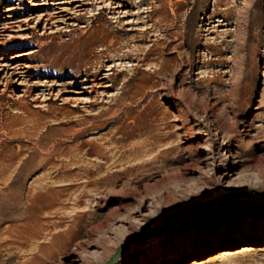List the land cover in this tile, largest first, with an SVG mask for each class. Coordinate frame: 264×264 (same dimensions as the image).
Instances as JSON below:
<instances>
[{"label":"rangeland","instance_id":"1","mask_svg":"<svg viewBox=\"0 0 264 264\" xmlns=\"http://www.w3.org/2000/svg\"><path fill=\"white\" fill-rule=\"evenodd\" d=\"M110 1L121 6L113 13L109 8L96 13ZM250 1L89 0L79 21L74 18L78 1L0 0V141L19 158L54 162L34 168L8 188L2 207L9 213L0 217V243L11 241L26 216L28 195L43 184L59 190L50 196L55 211L46 219L62 222V231L75 224L86 239L85 254L99 251L100 264L129 237L176 219L235 180L249 183L238 191L264 194V50L250 69L249 84H241L233 77V64L225 62L231 56L226 41L235 39L227 30L236 28V20L232 25L222 21L231 14L244 22ZM9 5L15 9L7 11ZM209 15L210 33L204 31ZM214 58L219 65L209 63ZM105 74L109 78L99 79ZM99 81L103 85H96ZM14 128L22 133L11 137ZM207 140L217 145L214 161H204L207 152L198 149ZM223 141L231 144V152L228 145L220 148ZM195 159L198 166L192 168ZM168 175L174 176L172 183L165 181ZM178 185L195 196L160 213L165 187L173 194ZM205 210L167 231L170 251L177 242L181 248L200 243L196 231L203 238L228 231L230 240L241 238L240 226L245 233L253 225L264 233V200L229 198ZM243 237L245 242L229 247L230 255L217 262L209 260L211 254L227 248L226 242L204 247L199 264H264V242L251 244L250 235ZM102 238L109 252L98 242ZM45 241H28L21 250L3 245L0 264H24ZM137 245L115 264L131 255L137 257L129 264H148L155 249ZM164 248L156 250L153 264L163 261ZM192 259L189 254L174 264ZM67 261L62 254L56 263L45 264Z\"/></svg>","mask_w":264,"mask_h":264},{"label":"bare ground","instance_id":"2","mask_svg":"<svg viewBox=\"0 0 264 264\" xmlns=\"http://www.w3.org/2000/svg\"><path fill=\"white\" fill-rule=\"evenodd\" d=\"M72 1H78L79 2L76 5L77 6V9L74 6L71 7V9H76L77 14L74 16V18L77 19V20H79V21H81L83 19V14L85 13V11H84L85 10V5H88V3H90V2H89V0H72ZM102 2H103V0H100V3H102ZM57 3H59V2H57ZM250 3H251V7H249V9H248L250 11V14H248V16L245 15L246 17H243L245 19L244 22L242 21L243 20L242 18H241L242 20L239 18L240 17L239 15L236 18H233V17H231V14H230L229 16H225L224 18H222V21H225L226 22V23L224 22L225 25H232V21L231 20H233V19L236 20V24H235L236 28H234V29H236V32L234 33V31H233L234 29L232 31H230V32H229V30H227L228 31V37H235V39H233L232 41H231V39L226 41V45H228V48H229V50L231 52V56L229 58L227 57L228 59L225 62H227L229 64L230 63L233 64V66H231V71L233 72V77L237 78L241 84L243 83L246 86L249 84V81H250V78H251L250 69L252 68V66L254 65V63L257 60H260L262 58V56H263L262 50H264V40L262 38V28L264 27V13H263L264 0H251ZM119 6H121V4L117 3L116 1H110L107 5H104L103 7H100L99 8L100 11H98L96 13L97 14L98 13L101 14V12H103L102 9H106V8H109L110 11L113 13V11L111 9L112 8L115 9V8H117ZM248 6H249V3H248ZM14 9H15L14 6L9 5L8 8H7V11H13ZM235 10H239V9H235ZM245 10L246 9H243L242 8V11L243 12ZM239 13H240V15L243 14L241 12H239ZM210 16L211 15H209V17H208V22H206V25L208 26V28H205V30H204V31H207L208 33H210V22H211L210 21ZM234 20H233V22H234ZM22 38H24V37H22ZM191 39H193V38H191ZM223 43L224 42H222V44ZM204 44H206V43H204ZM184 45H186V42H185ZM207 45H208V43H207ZM208 46L210 47V45H208ZM211 48H214V47H211ZM176 49H178V48H176ZM28 51L29 52H26V53H33V51H31V50H28ZM216 51H218V50H216ZM213 52H215V51L213 50ZM127 53H129V52H127ZM213 55H216V53L215 54L213 53ZM179 56H181L180 53H179ZM217 56H218V54H217ZM143 58H141V59L143 60ZM216 58L210 59L209 63L210 64H214V65L215 64H218L215 61ZM112 68H113V66L112 67L109 66L106 70H108V72L109 71L111 72L112 71ZM106 78H109V75L105 74V75H102L101 77H99V79H101V80L102 79H106ZM237 79L235 81H238ZM103 83L104 82L101 81L99 84H96V85H103ZM104 85L105 86H112V84H110V83L109 84L106 83ZM27 102H26V99H25V101L23 103L26 106H28V103ZM21 103L22 102H20V104ZM52 109H51V111H52ZM29 112H30V109H29ZM33 113L34 112H32L31 114H33ZM38 114H40V113H38ZM35 115L37 116V113H35ZM30 116L31 115H29V117ZM41 117H43V115ZM41 117H40V119H43ZM45 117L47 118L48 116L46 115V116H44V118ZM29 121H31V120H29ZM0 125H1V123H0ZM4 125H3V127H4ZM23 126L24 125H22L20 128L22 129ZM44 126H46V125H44ZM6 127H8V126H6ZM26 128H27V126H26ZM26 128H25V130H26ZM35 128H36V126H35ZM0 129L2 130V128H0ZM21 129H19V132H18L17 131L18 129L15 130V128H14V131L12 132V135L11 134H9V135L11 137H15L17 134L22 133V131H20ZM28 129L31 130V128H28ZM36 130H38V129H36ZM9 131H11V130H9ZM32 133H33V130H32ZM38 135H40V134H38ZM31 138H33V137H31ZM12 139H14V138H12ZM43 140H44V138H43ZM2 143L3 142L0 141V184L1 185L3 184V187H0V217L1 218L3 216H5L7 213H9L8 208H3L2 207V202L5 201L8 198V196H9L8 195V192H7L8 188H10L12 185L20 182L23 178H25L24 176L27 175V173L30 172V171H32L34 168L38 167V168H41L42 169V168H44L45 165H47V164L50 165V164H53L54 163L52 161H48V162H45L44 164H41V163L40 164H37L30 157H25V158L24 157L23 158L20 157L19 158L18 152H14L12 148H9L10 145L9 146L8 145H3ZM11 143H12V141H11ZM39 143H41V142L39 141ZM40 145H42V143ZM227 145L229 147L228 148V152H231L232 149H231V144H229V142L223 141V143L220 145V148H222V147L224 148ZM216 146L217 145H216V143L214 141L208 142V140H207L206 143L200 144V146H199L198 149L207 152L206 157L203 158L204 161H206V160H207V162L208 161H212V160L214 161L213 153H214V149L216 148ZM101 147L102 146H100V148ZM18 148H19V146H18ZM70 156L71 155H69V157ZM71 158H70V160H71ZM260 161L264 163V157H262L260 159ZM198 162L199 161L197 159L193 160L191 162V164L193 165L192 168H196L198 166ZM52 167H53V165H52ZM186 167H189V165L186 166ZM54 168H56V166ZM51 171H53V170L51 169ZM85 171H87V170H85ZM54 172H56V171H54ZM182 172H183V170H182ZM87 173H88V171H87ZM229 175H230L229 172H227V173L225 172V177L226 176H229ZM166 177H167L166 179H168V180H165V181H168L167 183H170L171 182V181L169 182L170 179H174L173 178L174 176H172V175H170V176L168 175ZM204 181H203V183H204ZM246 183H248V182L247 181L246 182H239V181H236L235 180L231 184L228 185L227 190H225L223 193H225V192H227L229 190H232V191L237 190L238 191V189H244L249 184V183L248 184H246ZM172 186H174V185H172ZM207 186H209V184ZM33 189H34V187H33ZM36 189L32 193H30L28 195V200H27L28 201V206H27V209H26V212H25L26 213V216L24 218V221L22 223L18 224L15 227L16 228V231H15V233L13 232L14 234L11 236V241L9 243H6V244L0 243V249L3 247V245L4 246L5 245H8L10 247L13 246V247H16V248H20V250H21L22 244L24 245V243H27L28 241H31V242H34L35 243V242H38L39 240H41V239L44 238V241H45V239H47L48 242L46 243V241H45V244H40L39 246L37 245L38 248H36V247L34 248V249H36L35 253L32 255V257H30L29 261L25 262L24 264H45L47 261H49L51 263H56L58 256L59 255H62V254H64L67 257V260H68L67 263H65V264H100L101 262H100V259L98 258L99 251L97 253V250H94L96 252H94V251L91 250L92 251L91 254H87V255L85 254V251H84L85 250L84 249V242H85L86 239H83L84 238L83 236L81 237V234L82 233L80 234V229L79 228L77 229L75 224H73V226L69 227L67 230H63L62 231V230H59V227H62L63 226L62 222L61 223H57V222L55 223L51 219L50 220L49 219H46L47 215L53 214V211H55V210H52L55 202H54V200H51L50 199V196L54 194V191H57L58 192L59 190H54L53 191L51 189V187H49L47 184H43L40 187L38 186V188H36ZM165 190L167 192L164 191L165 193L162 194L163 196L161 197L162 198V201H163V202L162 201L161 202L164 204L163 206H165V207H161L159 209V212L160 213L165 212L167 210V207L169 205H171V204H175V203L182 202V201L187 202L188 200L192 199L193 196H195L194 192H193V194L187 193L186 190H188V189H185V186H181V185H178V192H179V195L180 196H177V193L178 192H175L176 190H173L172 189L173 190L172 191L173 194H171L170 193L171 191H169L168 188L166 189V187H165ZM222 194H219L216 197L213 196V198H205V199H203L202 201H200V203H198L196 206L190 208L187 212H185L183 214L190 213L198 205H200L202 203H205V202H210L211 199H215V198L219 197ZM142 197H143V195H142ZM79 199H81V198H79ZM143 203H144V201H143ZM141 208H142V210L143 209H146V205L143 204L141 206ZM147 208L149 210H151L150 207H147ZM142 210H140L139 212L141 213ZM57 211L59 212V210H57ZM206 211L207 210H204V212H206ZM10 212H12V211H10ZM64 214H65V212H64ZM62 216H63V214H62ZM190 220L191 219L189 218L188 221H190ZM182 223H184V222H182ZM182 223L179 222L175 227H173L172 230L175 231L178 227H181L183 225ZM163 224H165V223H163ZM163 224H160V225H163ZM67 225H65V226H67ZM57 229L59 231H57ZM60 229H62V228H60ZM63 229H64V227H63ZM225 230H228L227 227H225ZM251 230L252 231L245 233L244 230H241V226H240V228L237 229V232H239L238 235L241 238H238V239L235 238L234 240H230L232 235L228 231L227 232H224V233H218L217 235H210V234H208V236H206L205 238H203L202 236H200L199 233L196 231V233H197V239H199L198 241H200V243H195L193 241V243H191L189 246L186 245V247L181 248L180 247L181 245L178 244L179 242H177L176 246H173V248H172V251L173 252L169 250L170 247L172 246L170 244V241H169V238H168L170 231L169 232L166 231V232L160 233L158 236L152 237L151 239H149L148 241L144 242L143 244L140 243L139 245H137V244H135V245H137L136 247H146L147 249H150V250L155 249L154 251H152V252H154V255H150L148 258H146L149 261L148 264H153V262L156 261V256H157L156 254L158 252L156 250H158L159 247H166V248H164L165 251H164L163 261H161L160 264H174L175 262L181 263L182 262V259L185 256L189 255V254L193 257V259L191 260L193 262H191V264H199V259H200V256L199 255H202L203 254V251L202 250H203L204 247H213L218 241H225L226 242L225 246L227 248H222L218 252H215L214 254H211L212 256L209 259L210 261L217 262L216 260L218 258H222L224 256L230 255V253H231L232 250L229 247H236V246H239L240 244H242L243 242H245V238L243 236L246 235V234L251 236L249 238V240H248V242L251 243V244H256V243L264 242V233L258 232V231L256 232L255 225H253V228H251ZM49 235H50V237H48ZM90 237H91V235H90ZM120 238H122V237H120ZM129 238H131V237H129ZM87 239H88V237H87ZM91 239L92 238H90V240ZM104 239L102 240V242H100V241H98V242L101 244V246H104V248H106L105 250H107L108 248L106 247V245L108 243L107 244L105 243L106 245H103L104 244V242H103ZM117 239H119V238H117ZM191 240H189V241H191ZM106 241L107 240L105 239V242ZM87 242H89V240ZM92 242H94V241H92ZM99 243H96V244L99 245ZM87 244H89V243H87ZM174 248H177V249L174 250ZM101 250L104 253H108L109 252L108 250H111V249H108L107 250L108 252H105V250L102 247ZM88 253H89V251H88ZM103 256L101 255V257H103ZM112 256L113 255H111L107 260H105V263L104 264H107V262L109 261V259ZM120 257L118 259L119 262L123 259V258L120 259ZM136 257H137L136 255H131L128 258V260H125L121 264H129V262L135 261L136 260ZM180 257L182 259H180ZM60 264H64V263H60ZM157 264H158V261H157Z\"/></svg>","mask_w":264,"mask_h":264},{"label":"water","instance_id":"3","mask_svg":"<svg viewBox=\"0 0 264 264\" xmlns=\"http://www.w3.org/2000/svg\"><path fill=\"white\" fill-rule=\"evenodd\" d=\"M238 197H248L255 200H264V194L256 193L254 191L250 190H241V191H232L231 193H228L226 195L221 196L220 198L216 200H212L210 202H205L200 205H198L195 209H193L188 214H183L177 217L176 219H173L171 221L166 222L163 225H158L154 228H151L141 234L135 235L131 238H129L124 244L120 245L113 256L109 259L107 264H115L119 257L122 255H125L128 251L131 250L132 246L134 244H140L148 241L152 237L158 236L160 233L166 232L171 230L173 227H175L179 222L184 221L186 219H189L190 217L196 215L202 210L212 208L215 205L219 204L220 202H223L226 199L229 198H238Z\"/></svg>","mask_w":264,"mask_h":264}]
</instances>
